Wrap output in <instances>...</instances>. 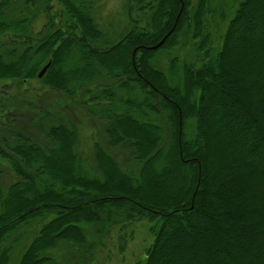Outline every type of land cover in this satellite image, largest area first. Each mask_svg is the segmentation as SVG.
Segmentation results:
<instances>
[{
  "label": "trees",
  "instance_id": "trees-1",
  "mask_svg": "<svg viewBox=\"0 0 264 264\" xmlns=\"http://www.w3.org/2000/svg\"><path fill=\"white\" fill-rule=\"evenodd\" d=\"M99 1L0 0V162L16 177L0 264H55L59 243L90 256L87 226L143 219L154 241L136 264H264V0H127L113 33ZM182 39L196 58L162 70ZM52 92L75 108L49 114ZM84 114L102 126L89 159Z\"/></svg>",
  "mask_w": 264,
  "mask_h": 264
},
{
  "label": "rangeland",
  "instance_id": "rangeland-1",
  "mask_svg": "<svg viewBox=\"0 0 264 264\" xmlns=\"http://www.w3.org/2000/svg\"><path fill=\"white\" fill-rule=\"evenodd\" d=\"M226 1L229 4L228 7H231L236 2V0ZM126 5L127 0H100L95 9L98 26L105 29L109 28L112 33L123 27H127L128 18L126 15ZM224 8H226V6H224ZM225 27L226 24L223 20L218 17H210L208 31L212 40H216L218 31L223 32ZM180 43L181 46L172 50L170 53L163 52L158 55V61L160 62L162 70L167 71L170 59L172 58L177 57L176 60H179L180 62L190 61L191 58H193L191 60L196 58L197 52L192 44L184 47V43L186 44L184 39H182ZM215 43L216 42L214 41V45ZM7 82L8 81L3 80L0 81V99L5 98L6 89L4 88V85ZM17 89L22 91L23 87H17ZM7 91L11 92L9 88H7ZM48 97L53 101V107L51 108L52 112H49V114L61 113L64 116L65 113L63 112V109L65 107H69L71 110L75 108L72 107V100L63 95L52 92V95ZM75 104H77V101ZM80 126L82 127V132L80 136L79 149L88 159L89 157L93 158V142L99 140L97 131L98 128L101 129L102 126L95 117H88L85 114L81 115ZM110 150L115 151V155L121 163H124L127 160L126 151L114 148H111ZM0 163H2V167H0L2 170L0 174V187H5L12 181H15L16 177L14 176L9 164H6L3 161ZM128 165L130 168L134 169V165L132 166L130 163H128ZM152 224L153 223L148 219H143L139 221L133 220L131 223H127L124 226L121 224L108 223L105 225L98 223L95 227L87 226V241L89 243L96 244V248L94 249L92 255L87 256L86 254L84 256H80L77 253V250L74 249V244L72 243H59V245L53 248L48 255L53 258L55 264L143 263L146 259V249L154 241V236L150 231ZM39 226H41V223H36L24 230L22 233V241L16 246L14 252V261L19 257L23 247L29 243V241L26 240V237L32 238Z\"/></svg>",
  "mask_w": 264,
  "mask_h": 264
},
{
  "label": "water",
  "instance_id": "water-1",
  "mask_svg": "<svg viewBox=\"0 0 264 264\" xmlns=\"http://www.w3.org/2000/svg\"><path fill=\"white\" fill-rule=\"evenodd\" d=\"M161 44H159L158 46H155L154 48L159 47ZM50 64H48L39 74V78H42L44 76V74L46 73V71L48 70Z\"/></svg>",
  "mask_w": 264,
  "mask_h": 264
}]
</instances>
